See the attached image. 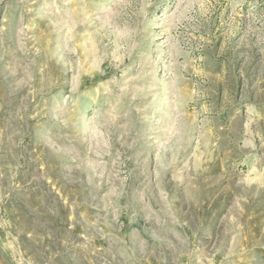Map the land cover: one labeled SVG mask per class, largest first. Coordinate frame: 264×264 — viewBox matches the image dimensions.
Masks as SVG:
<instances>
[{
	"label": "rangeland",
	"instance_id": "1",
	"mask_svg": "<svg viewBox=\"0 0 264 264\" xmlns=\"http://www.w3.org/2000/svg\"><path fill=\"white\" fill-rule=\"evenodd\" d=\"M0 264H264V0H0Z\"/></svg>",
	"mask_w": 264,
	"mask_h": 264
}]
</instances>
